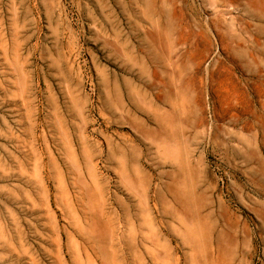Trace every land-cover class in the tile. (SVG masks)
Here are the masks:
<instances>
[{"label":"rangeland","instance_id":"rangeland-1","mask_svg":"<svg viewBox=\"0 0 264 264\" xmlns=\"http://www.w3.org/2000/svg\"><path fill=\"white\" fill-rule=\"evenodd\" d=\"M0 264H264V0H0Z\"/></svg>","mask_w":264,"mask_h":264}]
</instances>
